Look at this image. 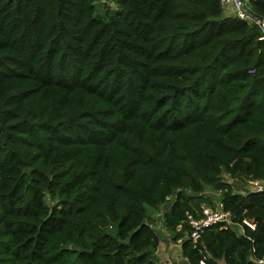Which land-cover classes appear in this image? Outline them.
<instances>
[{
	"label": "trees",
	"instance_id": "16d2710c",
	"mask_svg": "<svg viewBox=\"0 0 264 264\" xmlns=\"http://www.w3.org/2000/svg\"><path fill=\"white\" fill-rule=\"evenodd\" d=\"M112 1L0 0V264H160L148 209L176 240L205 186L234 223L182 238L187 264H264V187L222 177L264 180L260 28L219 0Z\"/></svg>",
	"mask_w": 264,
	"mask_h": 264
},
{
	"label": "built area",
	"instance_id": "2783aa9c",
	"mask_svg": "<svg viewBox=\"0 0 264 264\" xmlns=\"http://www.w3.org/2000/svg\"><path fill=\"white\" fill-rule=\"evenodd\" d=\"M220 4L225 10H231L239 19L245 20L249 23H254L261 30L259 39L264 40V18L255 16L252 13L250 2L252 0H219ZM96 2H105V0H96ZM250 181V180H248ZM251 185L254 184L255 189L260 190L262 185L256 181H251ZM202 215L201 217L187 216L186 223L188 229L184 231L183 236L178 237L175 241L179 245L182 242V238H187L193 245L196 244L201 237L204 230L214 224L220 223L223 228H227L233 225L232 215L230 211L224 210L220 202L214 208L207 205H201ZM243 222L250 228H254V223L251 220L244 219ZM186 260V259H185ZM261 262V261H259ZM199 264H210L205 256L199 260Z\"/></svg>",
	"mask_w": 264,
	"mask_h": 264
},
{
	"label": "rangeland",
	"instance_id": "374dc122",
	"mask_svg": "<svg viewBox=\"0 0 264 264\" xmlns=\"http://www.w3.org/2000/svg\"><path fill=\"white\" fill-rule=\"evenodd\" d=\"M100 2H97L99 4ZM108 4L111 9L115 8V4L112 0H108ZM99 14L103 13V10L98 11ZM225 181H228L233 186L234 190L237 192H243L244 190L255 189V185H251V181H256L264 187V180H243L240 178H231L226 173L222 175ZM262 187V188H263ZM205 195L208 196L214 204L217 205L219 202V192L212 189L210 186H205ZM167 205L162 206L159 211L155 212L148 209V218L150 223L153 225L154 229L159 236V245L157 247V255L160 264H187V261L182 259L179 255L180 247L176 241L172 238L171 233L162 224V215L165 210H167ZM237 227V226H235Z\"/></svg>",
	"mask_w": 264,
	"mask_h": 264
},
{
	"label": "crops",
	"instance_id": "0c3cea01",
	"mask_svg": "<svg viewBox=\"0 0 264 264\" xmlns=\"http://www.w3.org/2000/svg\"><path fill=\"white\" fill-rule=\"evenodd\" d=\"M179 255L181 256L180 252H179ZM182 259H184L182 256H181Z\"/></svg>",
	"mask_w": 264,
	"mask_h": 264
},
{
	"label": "clouds",
	"instance_id": "9594fccd",
	"mask_svg": "<svg viewBox=\"0 0 264 264\" xmlns=\"http://www.w3.org/2000/svg\"><path fill=\"white\" fill-rule=\"evenodd\" d=\"M184 260H185V258H184Z\"/></svg>",
	"mask_w": 264,
	"mask_h": 264
}]
</instances>
